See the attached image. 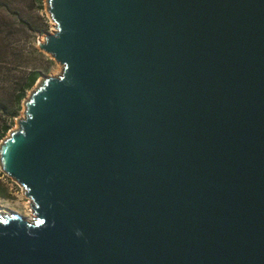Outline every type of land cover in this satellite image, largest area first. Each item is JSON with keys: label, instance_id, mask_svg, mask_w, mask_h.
Returning a JSON list of instances; mask_svg holds the SVG:
<instances>
[{"label": "water", "instance_id": "obj_1", "mask_svg": "<svg viewBox=\"0 0 264 264\" xmlns=\"http://www.w3.org/2000/svg\"><path fill=\"white\" fill-rule=\"evenodd\" d=\"M42 76L0 170V264H264V0H46Z\"/></svg>", "mask_w": 264, "mask_h": 264}, {"label": "rangeland", "instance_id": "obj_2", "mask_svg": "<svg viewBox=\"0 0 264 264\" xmlns=\"http://www.w3.org/2000/svg\"><path fill=\"white\" fill-rule=\"evenodd\" d=\"M12 1L20 11L24 23L16 22L14 16L0 9V103L10 104V110L16 109V93L25 86L29 74L34 72L37 76L18 105L17 115L12 119L10 130L16 128L17 120L23 115V103L42 76L53 75L56 68L61 66L50 55L39 50L41 42L38 40L43 41L45 33L52 32L54 28L46 12V0ZM9 123L8 116L0 112V130L4 124ZM7 135L8 133L5 137ZM0 192L7 197H0V209L17 211L23 216L32 214L20 186L1 170Z\"/></svg>", "mask_w": 264, "mask_h": 264}, {"label": "trees", "instance_id": "obj_3", "mask_svg": "<svg viewBox=\"0 0 264 264\" xmlns=\"http://www.w3.org/2000/svg\"><path fill=\"white\" fill-rule=\"evenodd\" d=\"M0 9L6 11L8 14L12 15L15 17L16 22H20V23H24V19L22 18L20 11L18 10V8H16L14 6V2L12 0H0ZM26 23V21H25ZM36 74L34 72H32L31 74L28 75V81L26 82L25 86L21 87L18 93H16L15 97H14V103L16 105V109L14 110H10V104H5L3 102L0 103V112L3 113L4 115L8 116V119L10 120L9 124H4L2 129L0 130V141L2 140V138H4L6 136V134L8 133V131L11 128V124H12V119L14 117H16L17 115V108L18 105L20 103V101L24 98L25 95V91L29 88L32 87L33 83L36 80ZM4 191H6V189H3ZM0 197L2 198H7L5 195H3V192H0Z\"/></svg>", "mask_w": 264, "mask_h": 264}, {"label": "bare ground", "instance_id": "obj_4", "mask_svg": "<svg viewBox=\"0 0 264 264\" xmlns=\"http://www.w3.org/2000/svg\"><path fill=\"white\" fill-rule=\"evenodd\" d=\"M60 70H61V66H58L57 68H56V71H55V73L53 74V75H57L59 72H60ZM53 75H50V76H53ZM0 210H2V209H0ZM30 211V210H29ZM31 212V211H30ZM31 216H32V214H25V217L26 218H31Z\"/></svg>", "mask_w": 264, "mask_h": 264}, {"label": "flooded vegetation", "instance_id": "obj_5", "mask_svg": "<svg viewBox=\"0 0 264 264\" xmlns=\"http://www.w3.org/2000/svg\"><path fill=\"white\" fill-rule=\"evenodd\" d=\"M17 212V211H16Z\"/></svg>", "mask_w": 264, "mask_h": 264}]
</instances>
